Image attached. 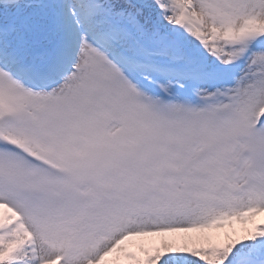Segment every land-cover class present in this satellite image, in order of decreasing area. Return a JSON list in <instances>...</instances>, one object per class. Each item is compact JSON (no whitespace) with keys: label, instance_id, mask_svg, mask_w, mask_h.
Returning <instances> with one entry per match:
<instances>
[{"label":"snow or ice","instance_id":"snow-or-ice-1","mask_svg":"<svg viewBox=\"0 0 264 264\" xmlns=\"http://www.w3.org/2000/svg\"><path fill=\"white\" fill-rule=\"evenodd\" d=\"M261 214L264 0H0V264H264Z\"/></svg>","mask_w":264,"mask_h":264},{"label":"rangeland","instance_id":"rangeland-1","mask_svg":"<svg viewBox=\"0 0 264 264\" xmlns=\"http://www.w3.org/2000/svg\"><path fill=\"white\" fill-rule=\"evenodd\" d=\"M257 222H264V214H261V216L257 217ZM245 225H243L242 223H237L235 225V230L232 228V227H229L227 229H223L219 232H216V231H213L211 233V235H213L214 237H218L219 239H223L224 235L226 233H235V234H239L241 235V232L244 231L245 229ZM248 228H251L252 225L249 224L247 225ZM190 237L193 238L192 242L194 243H203L204 241L202 240V236L204 234H200V233H189V234H186ZM161 239L160 237H145V238H142V241H139V242H142L144 243L147 247H153V246H156V245H159L161 243ZM173 239L176 240V242L178 243H182L183 242V235H177V236H174ZM134 243V244H130L129 247H130V250L133 251V252H136L138 255H142V253L140 252V249L138 247V243ZM110 259H115V257L113 258H110ZM124 264H130V262L128 261H125Z\"/></svg>","mask_w":264,"mask_h":264}]
</instances>
